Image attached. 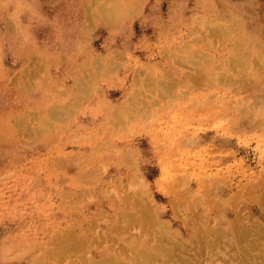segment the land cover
Here are the masks:
<instances>
[{
    "label": "rangeland",
    "instance_id": "374dc122",
    "mask_svg": "<svg viewBox=\"0 0 264 264\" xmlns=\"http://www.w3.org/2000/svg\"><path fill=\"white\" fill-rule=\"evenodd\" d=\"M30 2L14 25L38 88L0 49V264L132 257L155 237L167 264H264V0H85L88 18ZM14 88L46 90V109L1 118Z\"/></svg>",
    "mask_w": 264,
    "mask_h": 264
},
{
    "label": "bare ground",
    "instance_id": "6f19581e",
    "mask_svg": "<svg viewBox=\"0 0 264 264\" xmlns=\"http://www.w3.org/2000/svg\"><path fill=\"white\" fill-rule=\"evenodd\" d=\"M1 1V0H0ZM4 6H8V9L5 10H1L0 12V18L4 19L5 22L1 23L0 22V49H1V54H6L7 52H11L13 54H19L20 57V64L19 66L25 65L26 66V73L25 76L27 79V88H29V91H32L33 88H38L37 85H33L31 87V76L33 75L34 72H36V69L32 71L31 66H32V61L33 59L36 57V54H33V51L31 50V48L29 46L27 47H20L18 46L19 43H17L20 39L16 38V34L19 30H23L24 33V41L25 39L28 37L29 40H31V28L30 26H16L15 21L19 20L24 13L30 14V16H34L36 15V12H38L37 6L35 3H31V0H2ZM27 1V2H25ZM56 1V0H53ZM74 5L72 6V8H74V10L79 13L80 10L84 11V15H86L85 17H89L88 14H90V12L92 11V6H89L85 0H72ZM69 7V6H68ZM106 8V7H105ZM69 9V8H67ZM131 12V11H130ZM115 16H118L117 14H114ZM219 16H222V11H220L219 14H217ZM101 14L98 13L97 17H100ZM29 17V16H28ZM204 17L203 14L201 13H197L196 16L193 19H199ZM17 22V21H16ZM213 26V25H211ZM221 27L222 29L220 30L222 32V34L225 35V32H229V28H230V24L227 23L225 20L222 21L221 23ZM15 38V39H13ZM4 46H3V45ZM42 48V47H41ZM47 51H51L48 48L44 49ZM43 50V51H44ZM51 52H55V51H51ZM46 53V52H45ZM44 54V53H43ZM59 55V53H57ZM17 57V56H16ZM45 58L47 62H51L52 60H48L49 58V54L46 53L45 54ZM2 62H0V67L3 70V73L6 74L7 76H12V73H14V68H10L8 67L2 57ZM41 59L37 56L36 57V63L38 64V61H40ZM89 60H91V58H89ZM94 60H97L96 58ZM19 61V60H18ZM107 61V60H106ZM112 61V60H109ZM16 65V67H19ZM25 66H23L21 68V74L22 72L24 73L25 71ZM20 68V67H19ZM38 70H40V67L37 68ZM14 75V74H13ZM24 77V74H22ZM227 77V76H226ZM245 78V80H247V75L243 76ZM33 78V76H32ZM16 79V76H15ZM228 81V79H226ZM45 88V87H44ZM8 90V89H5ZM43 93V94H42ZM9 94H10V98L9 99V103H8V109H4L1 118L5 117L7 118L8 115H11L12 113L14 114H22V113H27L28 111L33 108V107H40L42 109H46L47 106V100L49 98V93L46 92V90L44 92H41L40 94H34V93H29V95L27 94H23L20 91H18L17 89H10L9 90ZM50 94H52V92H50ZM229 92H226V95H228ZM38 100V101H37ZM58 99L55 100L54 105L55 107H58L57 105H60L58 102ZM38 102V103H37ZM57 104V105H56ZM30 114V113H29ZM46 198L49 199V195H46ZM133 215V214H132ZM193 217L190 218V220L186 219L187 221H191L193 224L196 223V221H193L194 217H196V214H192ZM148 214L146 213V211H141L138 214H135L133 216L129 217V222L133 221L135 223H137L136 226L139 225V227L144 228L146 227H142V223L143 220H147ZM56 220V219H55ZM235 220V219H234ZM233 222V221H232ZM242 227V226H240ZM71 229V226L67 227V231L68 232H72L69 231ZM220 231V230H218ZM207 232H214L216 234H218L219 232H217L215 229L213 228H208ZM247 232V227L243 226L242 227V235H244ZM173 237H176L177 235L174 234V232H171ZM192 236L195 235V232L191 234ZM57 235L54 236H50L51 240L54 239ZM161 237H155L151 240H145L144 242H139L138 240L135 241V243L133 244V247H137L141 244V247L136 251V253L132 256L129 257L127 255H123V252H120L118 254H113L110 252H101L99 253V258L98 259H91V258H85L84 261L86 262L85 264H154L155 260H159L161 262V264H167V262H165V256L167 255V250H165L166 245L163 243V241L160 239ZM56 246L61 247L62 249H66L69 250L72 248V244H68V245H64V242L61 238L60 235H58L54 241H53ZM178 241H176L175 239L170 243L172 245L175 244H179L177 243ZM31 264H41V262L39 260H33V262Z\"/></svg>",
    "mask_w": 264,
    "mask_h": 264
},
{
    "label": "crops",
    "instance_id": "0c3cea01",
    "mask_svg": "<svg viewBox=\"0 0 264 264\" xmlns=\"http://www.w3.org/2000/svg\"><path fill=\"white\" fill-rule=\"evenodd\" d=\"M23 15H25V14H23ZM26 16H27V14H26ZM28 16L30 17V14H28Z\"/></svg>",
    "mask_w": 264,
    "mask_h": 264
}]
</instances>
